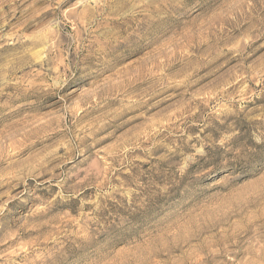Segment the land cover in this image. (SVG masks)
<instances>
[{"label": "rangeland", "instance_id": "1", "mask_svg": "<svg viewBox=\"0 0 264 264\" xmlns=\"http://www.w3.org/2000/svg\"><path fill=\"white\" fill-rule=\"evenodd\" d=\"M0 264H264V0H0Z\"/></svg>", "mask_w": 264, "mask_h": 264}]
</instances>
